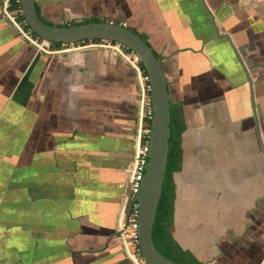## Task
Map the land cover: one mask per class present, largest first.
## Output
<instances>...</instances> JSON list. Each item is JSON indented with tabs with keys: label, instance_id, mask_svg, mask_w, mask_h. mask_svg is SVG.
I'll return each instance as SVG.
<instances>
[{
	"label": "crops",
	"instance_id": "crops-1",
	"mask_svg": "<svg viewBox=\"0 0 264 264\" xmlns=\"http://www.w3.org/2000/svg\"><path fill=\"white\" fill-rule=\"evenodd\" d=\"M2 3L0 264H126L117 225L134 152L135 73L99 49L38 52ZM34 7L55 27L122 24L161 59L178 160L161 245L192 259L181 264H264V0Z\"/></svg>",
	"mask_w": 264,
	"mask_h": 264
},
{
	"label": "water",
	"instance_id": "water-1",
	"mask_svg": "<svg viewBox=\"0 0 264 264\" xmlns=\"http://www.w3.org/2000/svg\"><path fill=\"white\" fill-rule=\"evenodd\" d=\"M17 1L24 24L35 35L43 40L52 43H74L81 40H110L124 45L138 56L145 73L148 76L149 96L152 110V118L149 124L150 135L148 141L147 161L140 188L135 196V201L138 205V246L141 256L146 264H181L161 254V252L155 247L152 239V228L166 171L170 137L169 96L167 93V83L163 73L161 59L157 58L152 49L137 34L132 32L126 26L108 22L81 23V20H79L77 21V24L74 25L55 27L43 23L38 18L34 7V0ZM92 49H99L103 52L112 53L115 58L129 66L119 53L107 47H88L76 52H85ZM67 53L73 52L59 53L57 55H64ZM134 78H136L135 74ZM136 85L137 105L135 108V133L138 124L137 116L139 103V87L137 81ZM135 146L136 135L134 134L132 138V149H134ZM124 256L126 264H131L125 253Z\"/></svg>",
	"mask_w": 264,
	"mask_h": 264
},
{
	"label": "built area",
	"instance_id": "built-area-1",
	"mask_svg": "<svg viewBox=\"0 0 264 264\" xmlns=\"http://www.w3.org/2000/svg\"><path fill=\"white\" fill-rule=\"evenodd\" d=\"M7 1L8 0L3 1V13L15 26L17 32L23 36L24 40L41 52L57 54L61 52H75L88 47H107L119 53V55L128 63L131 70L135 73L136 81L139 87L138 124L137 131L135 133L136 146L133 152L129 178L122 197V205L118 214L117 233L123 245L126 257L129 259L131 264H146L141 256L138 246V205L135 201V196L140 188L147 161L148 141L150 135L149 124L152 118V110L149 96L148 76L141 70L138 56L124 45L110 40H101L99 43L94 44H91L90 42L89 44L83 46L76 42L71 43L68 48L62 45L59 49H49L51 42L43 40L35 35L28 27H24V22L22 25V23L18 22L15 16H13V13H9ZM16 13L17 12H14V14Z\"/></svg>",
	"mask_w": 264,
	"mask_h": 264
},
{
	"label": "trees",
	"instance_id": "trees-1",
	"mask_svg": "<svg viewBox=\"0 0 264 264\" xmlns=\"http://www.w3.org/2000/svg\"><path fill=\"white\" fill-rule=\"evenodd\" d=\"M8 10L10 12H15L19 10V4L16 0H9L8 4ZM21 19H23L21 17ZM24 27L27 28L26 25ZM59 43H53V45L57 46ZM155 55V54H154ZM156 56V55H155ZM140 68L141 70L145 73V70L140 62ZM173 124L172 117H171V112H170V124H169V129L171 132V125ZM171 135L169 137V149H168V155H167V165H166V171H165V176H164V182L162 185L161 189V195L157 207V212L152 228V238H153V243L155 247L163 254L165 257L169 258L167 253H162L161 249L159 248V243H161L160 237H162V241L165 242V240H169L168 237V227L165 224V220L170 218V211L167 208L166 204H171L170 202V191L169 187L170 184L169 182H166V177L169 179V173L173 170H176L178 168V160L176 159L175 156V150L174 148L171 147ZM168 237V238H165ZM172 260V259H171Z\"/></svg>",
	"mask_w": 264,
	"mask_h": 264
},
{
	"label": "flooded vegetation",
	"instance_id": "flooded-vegetation-1",
	"mask_svg": "<svg viewBox=\"0 0 264 264\" xmlns=\"http://www.w3.org/2000/svg\"><path fill=\"white\" fill-rule=\"evenodd\" d=\"M4 1V0H3ZM7 4H9V0L7 1ZM2 7H3V3H2ZM20 10V9H19ZM19 10H17V11H15V12H17L16 14H14V12H10L9 10V13H13V16H15V18H16V20L18 21V22H21L22 23V25H23V19H21V14H20V12H19ZM35 10H36V8H35ZM36 13H37V15H38V12L36 11ZM2 14L6 17V18H8L4 13H3V10H2ZM38 18L40 19V17H39V15H38ZM9 19V18H8ZM41 20V19H40ZM42 21V20H41ZM77 21H79V20H75L74 22H72L71 24H68V25H66V26H69V25H74V24H77ZM43 22V21H42ZM97 22H102V21H97ZM44 23V22H43ZM81 23H93V21L92 20H81ZM114 24H116V23H114ZM120 25H122V24H120ZM122 26H124V25H122ZM101 40H81V41H77V43H79L81 46H83V45H87V44H89L90 42H91V44H94V43H99ZM59 44L57 45V46H55V45H53V43L51 42V44H50V46H49V49H52V50H55V49H59L62 45H64L66 48H68L69 47V45L71 44V43H65V42H58ZM74 43H76V42H74ZM32 46V45H31ZM34 47V46H33ZM35 48V47H34ZM36 49V48H35ZM38 52H41L40 50H38V49H36ZM42 53H45V52H42ZM61 53H65V52H61ZM45 54H49V53H45ZM52 54H56V53H52ZM57 54H59V53H57ZM158 58V57H157ZM131 163H132V161H131ZM131 163H130V170H131ZM129 174H130V171H129ZM163 182H164V180H163ZM153 239V238H152ZM162 247V245H161V243H159V247Z\"/></svg>",
	"mask_w": 264,
	"mask_h": 264
},
{
	"label": "rangeland",
	"instance_id": "rangeland-1",
	"mask_svg": "<svg viewBox=\"0 0 264 264\" xmlns=\"http://www.w3.org/2000/svg\"><path fill=\"white\" fill-rule=\"evenodd\" d=\"M166 182H170L168 177H166ZM172 183V182H170ZM167 246H160L162 249H166L165 251L162 250V253H167V255L170 257V259L178 262H184V263H189L192 262V259H190V256L187 254H181L178 253L179 249L175 247H171V245L166 244ZM170 252V253H169Z\"/></svg>",
	"mask_w": 264,
	"mask_h": 264
}]
</instances>
